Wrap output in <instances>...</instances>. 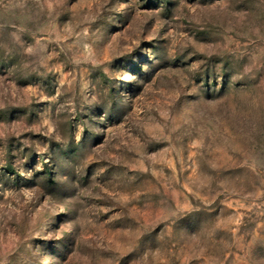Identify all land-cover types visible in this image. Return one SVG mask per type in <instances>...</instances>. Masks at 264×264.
<instances>
[{
  "label": "rangeland",
  "instance_id": "rangeland-1",
  "mask_svg": "<svg viewBox=\"0 0 264 264\" xmlns=\"http://www.w3.org/2000/svg\"><path fill=\"white\" fill-rule=\"evenodd\" d=\"M0 264H264V0H0Z\"/></svg>",
  "mask_w": 264,
  "mask_h": 264
}]
</instances>
